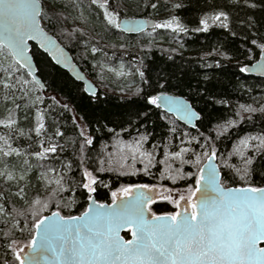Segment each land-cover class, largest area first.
I'll list each match as a JSON object with an SVG mask.
<instances>
[{"label":"trees","instance_id":"1","mask_svg":"<svg viewBox=\"0 0 264 264\" xmlns=\"http://www.w3.org/2000/svg\"><path fill=\"white\" fill-rule=\"evenodd\" d=\"M249 2L256 3L257 7L240 10V20L245 21L240 23L237 21L236 6L229 0H111L112 8L119 11L120 17H152L156 24H163L175 15L189 29L188 32L173 33L171 29L162 27L147 29L137 34H125L107 28L102 20L103 10L97 5H92L90 0H65L68 7L63 15L67 19H61L55 27L48 25L46 29L70 51L81 69L96 83L98 92L94 97L87 95L81 83L73 80L66 71L53 64L34 46L32 54L40 72L39 76L45 84V90L40 92L45 103L36 100L39 87L27 76L24 69L18 75L21 80L28 79L30 96L21 100V92L15 91V88L9 91L0 87V119L7 120L9 116V112L4 108L5 104L11 110L12 118H18L19 129L13 136V147H28L24 137L15 139L21 130L34 140L47 141V138L51 137L53 144L62 146L57 153L49 154L47 160L40 161L28 157L32 166L28 168L25 179L19 181V186L25 188V193L16 195V182L6 184L0 180V204L9 213L6 217H0V229H4V219L15 223L13 216L23 225L25 220L20 214L30 211L28 201L37 198L42 201L50 200V210L42 214L56 211L57 203L61 204L64 215L69 214L64 208L65 204L71 207V215L79 214L85 209L86 196H74L71 191L53 193L52 190L56 189L57 185H49L48 180L41 179L44 172H47L48 177H54V173L47 171L49 168H55L57 173H66L64 188L73 187V180L80 181L84 168L92 171L98 179V191L95 195L99 201L110 200V190L125 184L148 183L178 187L187 186L188 183L194 184V180L185 181L179 178L180 173L176 171L181 167L179 160H169L164 165L157 163L155 167L149 165V172L146 174L144 167L147 160L138 153L135 160L130 154L125 159L124 153L119 151L120 141L130 142L133 137L138 138L141 135L148 138L144 144L146 150L153 151L154 144L160 145L155 149L156 160L165 159V145L170 153L179 151L180 147H189L195 152H201L199 145H203L207 140L209 147L215 146L217 149L216 161L225 186H241L242 182L235 180L234 173L224 165L228 163L242 167L238 150L242 152L244 147L239 143L240 140L250 135H260L264 129V113L250 114L240 108L241 104L252 105L254 108L264 105V78L242 74L237 66L238 63L244 65L258 59L259 50L251 44V36L254 32L264 34V0ZM100 3L101 0H97V4ZM152 3H156L158 7L151 8ZM178 3L182 6L175 8L174 5ZM214 10L229 12L231 31L216 27L211 20L208 21L211 26L207 32L192 31L201 18L211 16ZM78 17L83 19L84 23L79 22L76 19ZM249 18L253 27L247 24ZM93 47L98 49L96 53H92ZM247 49H251V60L246 59ZM224 55L234 59L225 60ZM217 62L223 66L215 67ZM9 66L15 67V61L2 47L0 69ZM102 66H122L129 70V76L113 79L101 69ZM140 72L144 73L143 79ZM205 76L209 79L205 80ZM165 77L170 85L167 91L183 95L200 113L201 119L198 120L196 129L188 128L170 116L169 119L175 121L177 129L174 133L170 132L169 129L173 125L168 120L161 119L160 110L146 105L138 95V91L143 90L155 93L159 89L150 87L149 84L155 86L158 81L163 83ZM144 80L149 83H144ZM53 95L61 104H66L70 111L65 112L57 105L53 112H42L45 130L42 136L37 138L34 130L36 110L47 109L52 103L48 98ZM16 104L21 105L19 110L16 109ZM25 104H35V107L26 110ZM26 111L29 116L27 120L24 118ZM144 112L149 113L147 117L143 115ZM250 115L251 120L248 119ZM73 116L76 123L83 126L86 134H90L93 139V145L86 146L83 154L80 152V129L74 126ZM229 120L233 123L229 124ZM57 127L63 137L55 136ZM109 129L113 131L109 132ZM125 129L128 131H124ZM116 133L120 134L119 137ZM184 133L188 135L185 136ZM6 134L7 131L0 127V135ZM182 139L185 141L183 144ZM190 139L191 144L187 143ZM114 144L118 147L113 148ZM31 150H40L39 143H35ZM229 153L236 155L229 157ZM82 158L83 168L80 167ZM186 158L194 157L189 154ZM101 159L105 161L103 165L99 163ZM168 163H171V169L168 168ZM63 164H71L72 170L62 168ZM255 169L254 186L263 187L264 156L257 158ZM183 171L187 173L194 169L184 165ZM16 175L21 173L17 171ZM169 177L174 178L176 182L173 183V179ZM104 184L109 187H103ZM25 194L27 200L21 199ZM73 198L76 200L74 205L71 204ZM170 205L162 199L153 205V208L157 212H163L168 211ZM31 220V215H28L27 222L30 223ZM5 230H10V226ZM124 235L128 236V231H125ZM26 237L27 231L23 234L19 231L14 233L17 240H25ZM7 243L10 242L4 240L3 231H0V264H4L5 260L11 264L13 259L10 249L5 246Z\"/></svg>","mask_w":264,"mask_h":264},{"label":"snow or ice","instance_id":"2","mask_svg":"<svg viewBox=\"0 0 264 264\" xmlns=\"http://www.w3.org/2000/svg\"><path fill=\"white\" fill-rule=\"evenodd\" d=\"M229 2L236 6L237 21L240 23H245L240 20V10L257 7L256 3L249 0ZM90 3L103 10L102 20L107 28L119 32L143 30L141 24H130L127 20L122 23L119 11L111 6V0H101L100 4H97V0H90ZM150 6L153 9L158 7L156 3ZM181 6L179 3L174 5L175 8ZM67 7L65 0H0V41L7 42L16 65L0 69V87L9 91L15 88V91L21 92V100L30 96L28 79L21 80L18 75L27 68V76L33 77L34 83L40 86L36 100L45 103L40 94L45 84L36 79L40 75L39 69L35 73L32 70L29 42L34 41L56 65L68 67L69 58L64 54V49L45 31L46 26L55 27L61 19H67L63 15ZM209 20L216 27L231 31L230 14L224 10H214L211 16L201 18L192 31L207 32L211 26ZM247 24L249 27L254 26L250 18ZM152 27L169 28L173 33L189 31L175 15L169 21ZM260 41H264V34L252 33L251 44L259 50L260 59L251 67L238 63L240 73L256 72L264 76V42ZM3 46V42H0V48ZM91 51L96 53L98 49L93 47ZM246 51L248 53L246 59L251 60V49ZM223 58L229 61L234 59L227 55ZM214 66L220 68L223 65L217 62ZM139 74L143 79L144 73ZM77 79L84 78L77 76ZM204 79L208 80L209 77L205 76ZM144 83L147 84L149 81L144 80ZM149 86L159 90L155 93L138 91V95L146 105L160 110L161 119L168 120L173 125L169 129L170 132L177 131L175 121L169 119L171 114H175L176 120L195 127L193 121L201 119L199 113L187 99L168 93L167 88L170 85L167 77L163 83L158 81L157 85ZM84 91L88 89L85 88ZM15 99L13 93V101ZM48 99L52 103L47 109L36 110L34 130L37 138H40L45 130L42 112H53L57 105L65 112L70 111L68 106L61 104L54 95ZM15 106L17 110L21 107L20 104ZM33 107L35 104L24 105L26 110ZM4 108L9 112V116L7 120L0 119V127L7 131L6 135H0V180L6 184L16 182L18 187L16 195H20L25 193V188L19 186V181L25 179L28 168L32 166L28 157L40 161L47 160L49 154L57 153L62 146L53 144L51 137H48L47 141L34 140L21 130L15 139L24 137L28 147L24 149L13 147V136L19 129L18 118H12L7 104ZM240 108L250 114L264 113V105L254 108L252 105L241 104ZM148 114L143 113L145 117ZM24 118L29 119L27 111ZM248 119L251 120L252 116L250 115ZM228 123L232 124L233 121L229 120ZM73 124L80 129L79 136L82 137L80 152L83 154L86 146L93 145V139L90 134H86L83 126L76 123L75 116ZM108 131L112 132L113 129ZM119 135L116 133L117 137ZM55 136L63 137L59 127L55 131ZM147 139V136L141 135L138 138L133 137L130 142L120 141L119 151L124 153L125 159L130 154L135 160L137 153L146 159L144 167L146 174L149 172V165L155 167L157 163L164 165L169 160H179L181 167L176 169L180 173L179 178L185 181L194 180V184L188 183L185 189L176 191L175 195L172 194V189L167 190L168 194L163 198L173 205L172 210L158 213L153 208L157 203L154 198L157 195L155 185L138 183L123 186L115 191L110 190L111 203L105 204L96 198L98 179L92 171L84 168L80 181L73 180V187L64 188L66 173L64 171L57 173L55 168H49L47 171L54 173V177H48L47 172H44L41 179L48 180L49 185L51 183L57 185V188L52 190L53 193L71 191L74 196L77 194L86 196L88 207L77 216L71 215V207L65 204L64 208L69 214L64 215L61 204L57 203V210L46 216L42 213L50 210V200L42 201L37 198L28 201L30 211L20 214L25 220L23 225L13 216L15 223L4 219V229H0L3 231L4 240L10 242L5 246L10 249L13 258L11 264H264V187L254 186L253 180L255 162L258 157L264 156V129L260 135H250L240 140L239 143L244 147V151L238 150L242 167L228 163L224 165L234 173L235 180L242 182L238 187L225 186L221 171L213 163L217 159V149L215 146L209 147L207 140L203 145H199V140L196 141L202 149L201 152H195L189 147H180L179 151L170 153L165 145V159L156 160L155 149L160 145L154 144L153 151H148L144 148ZM37 142L40 150H31ZM181 143L185 141L182 139ZM187 143L191 144L192 140H188ZM112 147L118 146L114 144ZM189 154L194 158H186ZM233 155L236 153H229V157ZM99 163L103 165L105 161L101 159ZM184 165L190 166L194 171L185 173ZM83 166L82 158L80 167ZM167 166L171 169V163ZM62 168L71 171L72 165L63 164ZM17 171L21 175L17 176ZM169 178L173 179V183L176 182L174 178ZM103 187L109 186L104 184ZM21 199L27 200L26 194L21 196ZM75 203L76 200L73 198L71 204ZM7 215L9 213L0 204V217ZM28 215L32 217L30 223L27 222ZM9 226L10 230H5L9 229ZM125 228L131 233V239H125L120 235L121 230ZM16 231L21 234L27 231L26 239L24 241L15 239ZM4 264L10 262L5 260Z\"/></svg>","mask_w":264,"mask_h":264},{"label":"water","instance_id":"3","mask_svg":"<svg viewBox=\"0 0 264 264\" xmlns=\"http://www.w3.org/2000/svg\"><path fill=\"white\" fill-rule=\"evenodd\" d=\"M120 20L121 22L123 23L125 20L129 21L130 24L132 23H135V24H141L143 25V30H147V29H152L153 25L156 24V21L154 18L152 17H145V16H122L120 17ZM45 31L48 33L49 37L51 39H53L54 41H56V43L64 49V54L69 58V66L68 67H64L62 64L61 65H56L55 64V61H53L51 59V57H49L46 53L43 52V50L39 49L38 45L35 44L34 41L32 42H29V47L31 49V64H32V70L33 72L35 73L37 71V65H36V62L34 60V57H33V54H32V47L34 46L37 50H39L40 52H42L43 54H45L53 64H55L56 66H58L59 68H61L62 70L66 71L68 73V75L73 79L75 80L76 82L78 83H81L82 86H83V90L85 88L88 89V91H84L87 95H90L92 97L96 96L97 92H98V86L87 76V74L81 69V67L78 65V63L73 59V56L72 54L70 53V51L55 37V35H53L51 32H49L48 30L45 29ZM140 29H137L136 31H132V32H128V31H124L125 34H137V33H140L142 32ZM0 42H3L4 46L3 48H5L10 56L12 57V54H11V51L7 45V42L5 41H0ZM260 59V54H259V57L257 60L253 61L252 63H249L247 64L249 67H251L252 64H254L256 61H258ZM25 72L27 73V68L24 69ZM246 75H249V76H254V77H262L264 78V76H261L259 73H256V72H249L247 73ZM77 76H82L84 79L83 80H78L77 79ZM31 78L32 81L33 80V77L29 76ZM36 79H40L41 82L43 83L42 79L40 76L36 77ZM38 87L39 84H37ZM45 90V87L42 91ZM169 93V92H168ZM95 94V95H94ZM170 95H176V94H172V93H169ZM176 96H181L183 98H185L184 96L182 95H176ZM186 99V98H185ZM188 103H190V101L187 99ZM191 104V103H190ZM196 110V109H195ZM197 111V110H196ZM198 112V111H197ZM199 113V112H198ZM175 119H176V116L175 114H171ZM200 115V113H199ZM179 123L185 125L186 127L188 128H192V129H196L197 128V122L198 121H193V124H195V127H193L192 125H189L187 124L186 122L184 121H180V120H177ZM214 164H217L216 160L213 162ZM219 169V167H218ZM227 187H238V186H227ZM264 187V186H263ZM100 202V201H99ZM100 203H105V204H108L107 202H100ZM111 203V202H109ZM88 207V203H87V206L86 208ZM46 216H50L51 215V212L48 213V214H44ZM77 216L80 215V214H76ZM125 230H128L127 228L121 230L120 232V235L123 236L122 232L125 231ZM124 237V236H123ZM125 238V237H124ZM125 239H131V233L129 232V237L128 238H125Z\"/></svg>","mask_w":264,"mask_h":264},{"label":"rangeland","instance_id":"4","mask_svg":"<svg viewBox=\"0 0 264 264\" xmlns=\"http://www.w3.org/2000/svg\"><path fill=\"white\" fill-rule=\"evenodd\" d=\"M77 20H79V22L84 23L83 19H80L79 17L76 18ZM101 69L107 73V75L113 79H122V78H126L129 76V70L123 68L122 66L119 67H110V66H102ZM123 186H119L117 187L115 190L120 189ZM157 194L158 197L163 198L165 195L168 194V189H172L173 190V195H175L176 191L178 190H183L185 189L187 186H182V187H178V186H170V185H158L157 186ZM114 190V191H115ZM178 198V196L176 197ZM19 241H24V240H19Z\"/></svg>","mask_w":264,"mask_h":264},{"label":"flooded vegetation","instance_id":"5","mask_svg":"<svg viewBox=\"0 0 264 264\" xmlns=\"http://www.w3.org/2000/svg\"><path fill=\"white\" fill-rule=\"evenodd\" d=\"M43 23V22H42ZM46 29V28H45ZM47 30V29H46ZM92 80V79H91ZM94 82V81H93ZM96 84V83H95ZM169 93H171V92H169ZM172 94H176V93H172ZM176 95H180V94H176ZM183 96V95H182ZM187 99V98H186ZM171 117H173L172 115H170ZM174 118V117H173ZM175 119V118H174ZM176 120V119H175ZM177 121V120H176ZM217 162V161H216ZM132 184H138V183H132ZM148 184V183H147ZM127 185H129V184H125V185H121V186H127ZM150 185H154V184H150ZM158 185H155V188H158L157 187ZM164 186V185H163ZM114 191V190H113ZM156 192H157V189H156ZM155 199H156V201L158 202L159 200H162V199H164V198H161V197H158V194L154 197ZM99 201V200H98ZM100 202H107V203H109V202H111V198H110V200H106V201H100ZM86 206H87V204H86ZM86 208V207H85ZM173 209V205L171 204L170 205V208H169V210L168 211H170V210H172ZM85 210V209H84ZM83 210V211H84ZM82 211V212H83ZM51 212V211H50ZM50 212H48V213H50ZM48 213H45V214H48ZM159 213V212H158ZM79 214H81V213H79ZM44 215V214H43ZM74 215H76V214H74ZM125 231H128V230H125ZM125 231H123L122 232V234H123V236L125 237V238H128L129 237V231H128V236H125L124 235V232Z\"/></svg>","mask_w":264,"mask_h":264}]
</instances>
